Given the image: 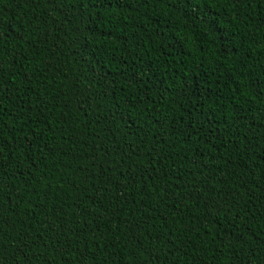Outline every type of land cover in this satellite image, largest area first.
Listing matches in <instances>:
<instances>
[{
	"label": "trees",
	"instance_id": "16d2710c",
	"mask_svg": "<svg viewBox=\"0 0 264 264\" xmlns=\"http://www.w3.org/2000/svg\"><path fill=\"white\" fill-rule=\"evenodd\" d=\"M0 264H264V0H0Z\"/></svg>",
	"mask_w": 264,
	"mask_h": 264
}]
</instances>
